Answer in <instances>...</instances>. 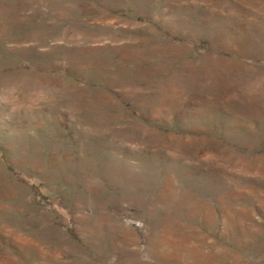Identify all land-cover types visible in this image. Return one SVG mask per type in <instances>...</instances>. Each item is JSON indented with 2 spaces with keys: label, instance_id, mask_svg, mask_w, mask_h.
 I'll return each mask as SVG.
<instances>
[{
  "label": "rangeland",
  "instance_id": "rangeland-1",
  "mask_svg": "<svg viewBox=\"0 0 264 264\" xmlns=\"http://www.w3.org/2000/svg\"><path fill=\"white\" fill-rule=\"evenodd\" d=\"M0 264H264V0H0Z\"/></svg>",
  "mask_w": 264,
  "mask_h": 264
}]
</instances>
